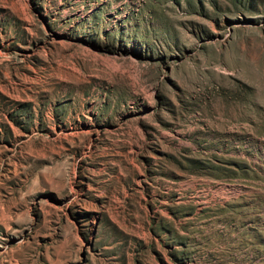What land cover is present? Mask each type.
<instances>
[{"label": "rangeland", "instance_id": "rangeland-1", "mask_svg": "<svg viewBox=\"0 0 264 264\" xmlns=\"http://www.w3.org/2000/svg\"><path fill=\"white\" fill-rule=\"evenodd\" d=\"M0 264H264V0H0Z\"/></svg>", "mask_w": 264, "mask_h": 264}]
</instances>
